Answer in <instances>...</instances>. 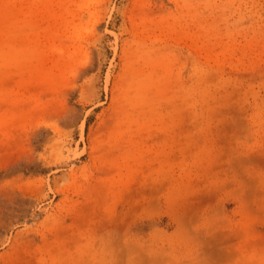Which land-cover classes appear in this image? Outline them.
<instances>
[{
	"label": "rangeland",
	"instance_id": "obj_1",
	"mask_svg": "<svg viewBox=\"0 0 264 264\" xmlns=\"http://www.w3.org/2000/svg\"><path fill=\"white\" fill-rule=\"evenodd\" d=\"M0 264H264V0H0Z\"/></svg>",
	"mask_w": 264,
	"mask_h": 264
},
{
	"label": "bare ground",
	"instance_id": "obj_2",
	"mask_svg": "<svg viewBox=\"0 0 264 264\" xmlns=\"http://www.w3.org/2000/svg\"><path fill=\"white\" fill-rule=\"evenodd\" d=\"M81 134H82V129H81Z\"/></svg>",
	"mask_w": 264,
	"mask_h": 264
}]
</instances>
